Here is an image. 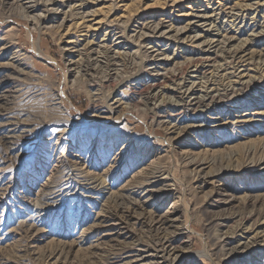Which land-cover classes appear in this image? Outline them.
I'll use <instances>...</instances> for the list:
<instances>
[{"label": "rangeland", "instance_id": "rangeland-1", "mask_svg": "<svg viewBox=\"0 0 264 264\" xmlns=\"http://www.w3.org/2000/svg\"><path fill=\"white\" fill-rule=\"evenodd\" d=\"M0 264H264V0H0Z\"/></svg>", "mask_w": 264, "mask_h": 264}, {"label": "bare ground", "instance_id": "bare-ground-1", "mask_svg": "<svg viewBox=\"0 0 264 264\" xmlns=\"http://www.w3.org/2000/svg\"><path fill=\"white\" fill-rule=\"evenodd\" d=\"M226 52L227 53L224 54L225 56H224V59H223L224 60L223 64L226 66V69L232 70V71L228 72L232 76L233 73L237 70V65L239 63H242L246 59H244V56L240 54L241 53L240 52V48H236V47L228 48ZM202 58H204V59L202 60ZM209 59H210V56L209 55H205L204 57L202 56L200 60L192 61L193 66H194V68H193L194 72H203V64H204V62H208ZM194 63H196V64H194ZM262 64H263V62L259 63V65L261 67H262ZM205 73H206V70L203 73V78L205 79V81H204V83H205V92L204 93L199 94V96L197 95V96L192 97L193 95H187L186 96L187 93L184 92V91L183 92H179L182 95L178 96V100H174V101L178 102V104L180 103L181 107L184 106V105H186L185 107H188V106H192L193 104L198 105V107H205L206 105H210L211 103L212 104H216L220 100V98H222V96L224 94H227V95L228 94H232L233 95L235 93L237 94V93L241 92L244 88H248L251 84H257L259 82V79L255 78V77H253V78L248 77V79H246L245 81L241 80V79H233V80H228V82L226 84L224 83V85L220 86L221 88H218L217 87L218 85L215 84L216 82L215 83H211V82H213V78H214L213 73L211 74V76H208V77H206ZM217 74H218V71H217ZM230 74H228V75H230ZM222 76L225 77L224 74H222ZM173 78H175V76H173ZM213 84H215V86ZM181 85H182V81L179 80V82L177 83V86H178L179 90L182 89ZM152 91H154V92H152ZM152 91L147 96V99H148L149 102H152L154 104L157 103L159 105L161 103L164 104V103L167 102L166 100H164V96L166 95V90L165 89H163L161 91H157V89H155V85H154ZM191 94H193V93H191ZM159 96H161V99H160L161 102L158 103L156 101L158 100ZM37 209H38V207H37ZM34 216H36V215H34Z\"/></svg>", "mask_w": 264, "mask_h": 264}]
</instances>
